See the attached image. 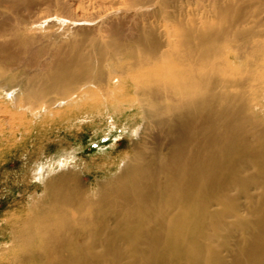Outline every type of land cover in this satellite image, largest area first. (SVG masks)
I'll return each mask as SVG.
<instances>
[{"label": "bare ground", "instance_id": "6f19581e", "mask_svg": "<svg viewBox=\"0 0 264 264\" xmlns=\"http://www.w3.org/2000/svg\"><path fill=\"white\" fill-rule=\"evenodd\" d=\"M197 1L193 19L175 0H147L135 7L147 18L136 38L79 55L76 76L98 88L82 91L85 101L131 97L129 112L164 130L163 148L141 147L89 187L72 173L46 178L12 231V246L29 248L9 264H264V29L248 20L264 0ZM16 6L0 0V22ZM54 81L66 92L75 84L73 73Z\"/></svg>", "mask_w": 264, "mask_h": 264}, {"label": "rangeland", "instance_id": "374dc122", "mask_svg": "<svg viewBox=\"0 0 264 264\" xmlns=\"http://www.w3.org/2000/svg\"><path fill=\"white\" fill-rule=\"evenodd\" d=\"M5 1L17 6L0 22V264H9L28 250V245L12 246V231L30 214L46 178L72 173L89 187L96 180L118 175L141 147L152 153L162 149L164 132L155 119L146 126L141 115L132 111L133 119L129 96L85 101L82 91L97 92L98 88L87 86L73 67L94 41L121 43L136 38L147 18L136 15L135 7L147 0ZM175 1L177 9L193 19L202 17L199 4L206 6L197 0ZM49 16L53 26L37 25ZM73 20H89L92 26L78 29L70 24ZM248 20L252 22L249 30L264 29V6L254 3ZM55 27L66 30L60 33ZM25 30L46 38L28 39ZM90 50L91 57H97ZM71 73L75 84L69 91L54 83ZM43 90L47 92L43 100L31 98L32 92ZM69 92L74 97L71 101Z\"/></svg>", "mask_w": 264, "mask_h": 264}]
</instances>
